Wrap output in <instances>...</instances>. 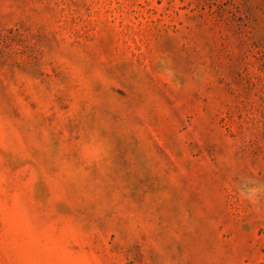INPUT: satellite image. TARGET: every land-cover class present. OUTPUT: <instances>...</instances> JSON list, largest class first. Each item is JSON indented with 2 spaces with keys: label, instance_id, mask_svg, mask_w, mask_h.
I'll use <instances>...</instances> for the list:
<instances>
[{
  "label": "rangeland",
  "instance_id": "374dc122",
  "mask_svg": "<svg viewBox=\"0 0 264 264\" xmlns=\"http://www.w3.org/2000/svg\"><path fill=\"white\" fill-rule=\"evenodd\" d=\"M0 264H264V0H0Z\"/></svg>",
  "mask_w": 264,
  "mask_h": 264
}]
</instances>
